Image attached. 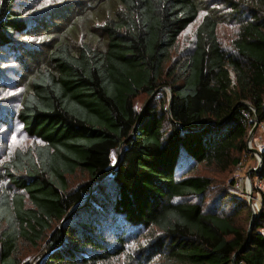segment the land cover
<instances>
[{
    "label": "trees",
    "instance_id": "obj_1",
    "mask_svg": "<svg viewBox=\"0 0 264 264\" xmlns=\"http://www.w3.org/2000/svg\"><path fill=\"white\" fill-rule=\"evenodd\" d=\"M117 1L100 25L102 48L71 44L83 19L47 31L43 65L30 74L15 115L39 141L0 163V264H31L21 245L44 253L38 264H264V210L250 228L243 202L228 211H219L220 198L205 206L210 177H176L187 158V171L237 166L256 116L264 126V0L225 2L238 22L231 50L220 44L217 15L206 13L192 49L176 59L200 0ZM27 24L17 0H0V58ZM141 94L152 99L137 111ZM9 119L0 115V126L11 127ZM261 154L252 173L264 184ZM77 172L87 178L71 185ZM128 228H143L137 243L126 241Z\"/></svg>",
    "mask_w": 264,
    "mask_h": 264
},
{
    "label": "rangeland",
    "instance_id": "obj_2",
    "mask_svg": "<svg viewBox=\"0 0 264 264\" xmlns=\"http://www.w3.org/2000/svg\"><path fill=\"white\" fill-rule=\"evenodd\" d=\"M200 2L203 8L199 11L195 22L180 35L178 48L173 54L174 59L179 54L185 55L190 52L195 41L196 28L206 13L217 15L219 18L217 33L220 44L227 51L232 48L231 41L238 28V22L231 19L230 9L225 3L227 0H200ZM17 5L20 6L24 17L27 18V26L29 27L26 35L20 34L16 36L13 42L15 48L6 50L7 46L5 45L1 50L0 80L3 82V87L0 89V115H5L6 113L11 115L9 121H11L12 126H0V163L14 149H25L39 141V139L27 135L21 124L16 122L15 115L20 106L21 98L28 89L30 74L34 72L36 67L43 65L44 53L51 42L50 35L47 32L48 29L53 27L51 33H57L61 25L66 24L71 17H76L77 22L83 19V27L79 25L77 30L71 33L69 37L71 44L79 46L84 42L90 41L93 47L102 48L105 42L100 25L107 16L114 15L117 9L121 7L117 0L104 2L102 0H17ZM72 5H79V7L73 9ZM36 23L40 29L39 33H36L33 27ZM24 43H26L28 48L33 49V56L31 53L26 56ZM164 91L169 96L166 88H164ZM151 99L145 94L139 95L134 101L135 109L140 111L144 103ZM248 147L262 151L264 148L263 125H259L256 128L252 140L248 143ZM112 156L115 159L116 152H113ZM192 165L193 161L189 158L185 159V161L183 159L180 160L176 169V177H179L182 172H184L182 175L200 174L210 177L213 181V186L206 193V207L216 205V199L220 198L223 203L219 211L223 209L228 211L232 205L240 202L249 205V209L252 213L255 212V216L264 210L260 195L261 191L264 192V184L254 176L255 173L251 172L252 168L259 171L261 167V165H258L257 155L253 152L242 153L241 162L225 172H219L202 164H197L191 171H187ZM248 172H250L248 178L251 180L250 188L249 186L246 188L244 185ZM86 178V173L77 172L74 176L69 177V181L71 185H76L86 180ZM1 183L6 184L8 182L1 181ZM236 184L240 185L239 188H236ZM128 229L130 231L125 234L126 241L132 240L133 244L137 243L141 239L138 233L143 228ZM149 242L147 241V243ZM142 245L145 247V244ZM20 253L22 260L31 262V264H38L37 258L44 257V253L38 255L37 249L25 245L20 246Z\"/></svg>",
    "mask_w": 264,
    "mask_h": 264
},
{
    "label": "water",
    "instance_id": "obj_3",
    "mask_svg": "<svg viewBox=\"0 0 264 264\" xmlns=\"http://www.w3.org/2000/svg\"><path fill=\"white\" fill-rule=\"evenodd\" d=\"M166 89H167V91H168V94H169V110H170V105H171V90H170V88H168V87H166ZM148 102H149V100L147 101V103H146V105L148 104ZM242 102H238V104H241ZM237 104V105H238ZM145 105V106H146ZM258 127V118H257V116L255 117V121H254V124H253V126H252V128H251V130H250V132H249V136H248V143H249V141H251L252 140V137H253V134H254V132H255V130H256V128ZM248 150H250L251 152H253L255 155H257L258 156V158H259V161H258V165L260 166L261 164H262V154H261V151H259L258 149H256V148H253V147H248ZM119 158H120V152H119V150L117 149V158H116V161H115V163H114V165H113V167L116 165V163L118 162V160H119ZM112 167V168H113ZM257 169H254V168H252L251 169V172H253V171H256ZM108 174V173H107ZM105 175H101L100 177H98L97 179H95L93 182H91V184H90V190H89V193H88V195H87V199H86V202L89 200V197H90V195L92 194V187H93V185H94V183L96 182V181H98V180H100L101 178H103ZM249 176H250V172H248L247 173V178H249ZM250 202V201H249ZM85 203V202H84ZM83 203V204H84ZM82 204V205H83ZM251 204V203H250ZM82 205H79V206H77L74 210H76V209H79ZM72 212V211H71ZM71 212H69L67 215H66V217H65V219L64 220H66L67 219V217L69 216V214H71ZM254 217H255V212H253V214H252V218H251V220H250V228H251V226H252V223H253V221H254ZM64 222V221H63Z\"/></svg>",
    "mask_w": 264,
    "mask_h": 264
},
{
    "label": "bare ground",
    "instance_id": "obj_4",
    "mask_svg": "<svg viewBox=\"0 0 264 264\" xmlns=\"http://www.w3.org/2000/svg\"><path fill=\"white\" fill-rule=\"evenodd\" d=\"M258 157V156H257ZM259 159V158H258ZM246 180V182L244 183V185H245V187L247 188L248 186H249V188H250V184H251V180H249L248 178L247 179H245ZM249 190V189H248Z\"/></svg>",
    "mask_w": 264,
    "mask_h": 264
},
{
    "label": "built area",
    "instance_id": "obj_5",
    "mask_svg": "<svg viewBox=\"0 0 264 264\" xmlns=\"http://www.w3.org/2000/svg\"><path fill=\"white\" fill-rule=\"evenodd\" d=\"M258 161H259V159H258ZM239 186H240L239 184H236V188H239Z\"/></svg>",
    "mask_w": 264,
    "mask_h": 264
}]
</instances>
